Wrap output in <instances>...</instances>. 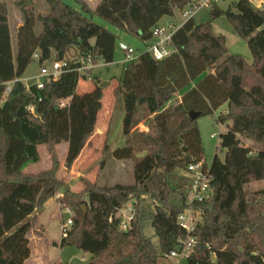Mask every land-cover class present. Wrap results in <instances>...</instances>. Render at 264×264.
<instances>
[{
    "label": "trees",
    "instance_id": "16d2710c",
    "mask_svg": "<svg viewBox=\"0 0 264 264\" xmlns=\"http://www.w3.org/2000/svg\"><path fill=\"white\" fill-rule=\"evenodd\" d=\"M46 1L50 7L46 15L21 4L24 18L15 50L9 5L0 0V264H25L32 256L29 234L37 225L32 215L65 186L58 176L57 146L68 142L65 167L70 169L94 134L103 107L99 83L78 93L80 80L87 77L76 71L46 82L42 89L27 90L17 81L5 97L7 83L24 77L35 53L40 55L39 64L71 53L113 62L118 35L94 22L93 14L148 41L162 16L181 12L192 2L101 0L93 9L87 0H77L83 13L63 0ZM211 8V20L196 24L191 18L177 30L178 52L163 60L144 53L126 65L114 90L123 99L122 133L128 139L112 155L136 160L134 184L100 187L86 180L82 192L65 189L59 198L62 207L74 214V225L62 236L61 246L76 245L91 254L88 264H158L159 250L168 254L175 248L177 238L186 235L177 220L187 207V178L178 173L204 160L199 117L191 118L190 112L208 116L224 105L227 111L217 121L227 131L221 134L218 148L226 153L224 158L216 153L210 164L214 193L197 204L200 219L192 234L198 242L187 264H264V189H246L251 182L264 180V6L238 0L228 9L217 3ZM222 15L247 40L251 63L229 53L226 36L214 33L212 22ZM177 94L181 99L173 105ZM64 99H69L68 104L61 107ZM30 104L35 114L19 113ZM141 111L153 117L151 131L141 136L146 153L137 159V139L131 134ZM241 136L261 147L246 145ZM42 144L52 154V167L26 172L28 162L41 161ZM144 196L155 204L152 212L144 205ZM130 201L135 203L136 216L128 231H120L116 210ZM147 219L159 235L158 246L145 234Z\"/></svg>",
    "mask_w": 264,
    "mask_h": 264
},
{
    "label": "rangeland",
    "instance_id": "374dc122",
    "mask_svg": "<svg viewBox=\"0 0 264 264\" xmlns=\"http://www.w3.org/2000/svg\"><path fill=\"white\" fill-rule=\"evenodd\" d=\"M8 2L9 16L11 32L13 36V44L16 50L17 45V31L19 24L23 22L24 13L22 3L28 7L33 8L36 14L46 15L50 12V7L46 0H3ZM65 3L71 5L76 10L83 12L81 4L77 0H63ZM100 0H87L89 5L94 8L97 6ZM238 0H218L217 5L222 9H228ZM264 6V5H263ZM211 7L200 9L194 16V22L201 24L211 20ZM88 16L90 14L85 13ZM94 22L103 25L107 29L111 30L118 35L116 48L114 52L113 62L107 65L97 67L94 70L93 76L90 80L80 81L78 86V92L82 93L85 90H92L96 84L103 89V107L98 115L97 126L94 134L87 142L84 150L79 158L73 163L70 169L65 167L66 154H64L63 146L58 148L57 155L60 159V169L58 172L59 178L65 181V186L58 193L64 195L65 189H69L72 192L80 193L85 188V181L88 180L100 187H113L117 184H134V164L136 160L133 159H117L112 153L114 149L123 147L128 139L122 133V119L124 116V103L122 97L114 95L115 88L119 85L120 78L124 72L126 66L122 63L124 60V53L119 48L120 42H125L139 51L145 52L149 44L155 39L152 38L148 41H143L135 35H131L123 30H120L111 23L105 21L96 14L91 16ZM174 21L177 25L183 24L185 19L182 17L179 10L175 11L174 15H164L158 22L159 26H164L169 21ZM213 30L215 34H222L226 36L227 47L229 53L240 54L248 62H252V54L249 49L247 40L242 38L234 30L231 22L226 15H222L215 19L213 22ZM40 30V27H39ZM74 52V51H72ZM72 54V53H71ZM39 71V64L34 60L26 69L24 76L35 74ZM103 82H109L103 85ZM181 99V95L177 94L171 101V104H177ZM227 105L219 108L214 114L208 116H201L198 118V125L201 130L202 141L204 146V160L210 165L216 153L221 158L225 157L226 150L219 149L221 143V134L227 131L225 124L217 121L218 117L222 113H226ZM140 122L134 128L132 137L137 139V159L145 155V146L142 143V134L149 133L151 131L150 121L153 115L145 116L143 111L139 114ZM216 134V137H212V134ZM242 141L254 149L261 147V144L254 142L248 138L242 137ZM41 161L39 163L28 162L25 165V171L37 172L41 169H49L52 167V154L48 147L43 144L40 145ZM178 176H185L184 170L179 171ZM248 191H259L264 189V180L251 182L246 186ZM57 193V194H58ZM83 197L86 198V195ZM145 206L150 212L155 210V204L149 196H144ZM86 206L87 214L88 207L86 203L82 204ZM68 207L64 208L56 201L44 209L40 216V223L37 220L35 231L36 234L44 231L47 239L55 244H50L49 249L45 253V256L41 255L42 264H46L47 261L52 262L54 260H61L62 264H88L91 255L89 253H83L76 245L61 246L62 229L64 222L69 218L67 213ZM41 224L43 226H41ZM145 234L152 238L156 246L160 243L159 235L152 225V220L147 219L145 221ZM44 227V229H43ZM32 232V233H33ZM34 233L31 235L34 239ZM33 248L36 249L37 243L35 240L32 242ZM158 264H187V258L185 257H167L159 250ZM85 258V259H84ZM215 260V255H212Z\"/></svg>",
    "mask_w": 264,
    "mask_h": 264
},
{
    "label": "built area",
    "instance_id": "2783aa9c",
    "mask_svg": "<svg viewBox=\"0 0 264 264\" xmlns=\"http://www.w3.org/2000/svg\"><path fill=\"white\" fill-rule=\"evenodd\" d=\"M217 1L192 0L191 4L186 6L180 13L186 22L193 18L200 9L212 7ZM182 25H177L171 20L164 26H155L153 29V38L155 40L149 44L145 52L139 51L128 43L120 42L119 48L124 53L122 63L125 66L135 63L146 52L150 53L155 60H163L175 54L178 52V47L174 44V35ZM34 59L39 64V53L34 54ZM107 64L104 60L96 61L92 54L76 55L73 53L62 60H46L39 64V71L37 73L8 82L5 97L12 92V85L17 81L24 83L27 90H30L32 86L42 89L46 82L58 81L68 71H76L81 78L87 77L86 79L90 80L97 67ZM68 101L69 99L61 100L60 106H66ZM26 110L35 114V106L33 104L28 105ZM212 137H216V134H212ZM185 173V177L187 178L185 187L187 207L179 214L177 222L186 232V235L177 238L175 248L166 254L167 257L181 256L187 258L194 251L198 239L192 232L197 229L200 219V210L197 204L208 200L214 193L211 166L205 160L189 164ZM136 212L137 209L134 201H130L116 210L120 231H128L131 228ZM67 213L69 214V218L64 222L62 236H67L74 225L73 211L68 208ZM110 221H112V218Z\"/></svg>",
    "mask_w": 264,
    "mask_h": 264
},
{
    "label": "crops",
    "instance_id": "0c3cea01",
    "mask_svg": "<svg viewBox=\"0 0 264 264\" xmlns=\"http://www.w3.org/2000/svg\"><path fill=\"white\" fill-rule=\"evenodd\" d=\"M101 1V0H100ZM99 1V2H100ZM252 2H253V4L255 5V6H257V7H262L263 5H264V0H251ZM98 2V3H99ZM96 7H94L93 9H95ZM23 23V22H22ZM22 23H20L19 24V26L22 24ZM80 81H85V80H83V79H81ZM78 91V90H77ZM88 91H91L90 89L89 90H85L84 92H82V93H85V92H88ZM79 93V92H78ZM43 145V144H42ZM60 146H63V148H64V154H67V149H68V142H63V143H61V144H59L58 145V148L60 147ZM39 152H40V145H39ZM84 150V149H83ZM25 170V169H24ZM41 170H44V169H41ZM41 170H39V171H37V172H34V171H30V170H28V171H26V172H30V173H38V172H40ZM61 196H63V194L62 193H58V194H56L55 196H53V197H51L49 200H47L41 207H39L34 213H33V215L32 216H34V217H36L37 218V220L39 221V223H40V216H41V214L43 213V211H44V209H46L47 207H49L52 203H53V201H56V202H58L59 204H60V202H59V198L61 197ZM41 226H43L42 224H41ZM43 229H44V227H43ZM41 233H39V234H36V233H34V239H32L31 237V235L33 234V233H31V234H29V238H30V245H31V247H32V256L25 262V264H42V260H41V255L42 256H45V253L47 252V250L49 249V245L50 244H55L56 242H52V243H50V241L47 239V237H46V234H45V232L43 231H40ZM33 240H35L36 241V243H37V246H36V249H34L33 248V245H32V242H33ZM60 245H61V241H60ZM84 253V252H83ZM91 255V254H90ZM85 259V258H84ZM63 262L61 261V260H54V261H52V262H49V261H47V263L46 264H62Z\"/></svg>",
    "mask_w": 264,
    "mask_h": 264
},
{
    "label": "water",
    "instance_id": "95a60500",
    "mask_svg": "<svg viewBox=\"0 0 264 264\" xmlns=\"http://www.w3.org/2000/svg\"><path fill=\"white\" fill-rule=\"evenodd\" d=\"M107 83H109V82H103V85H106ZM19 113H21L22 115H25V113H26V108H25V107H21ZM190 116H191V118L196 119V118H198V117L201 116V112H198V111H191V112H190ZM82 208H83V210H84V214L87 215V209H86V206L83 205Z\"/></svg>",
    "mask_w": 264,
    "mask_h": 264
}]
</instances>
